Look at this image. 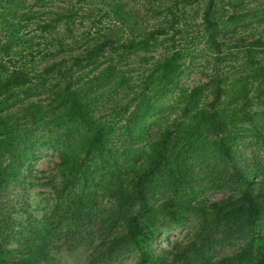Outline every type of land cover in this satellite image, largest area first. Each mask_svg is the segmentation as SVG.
<instances>
[{"label":"trees","instance_id":"obj_1","mask_svg":"<svg viewBox=\"0 0 264 264\" xmlns=\"http://www.w3.org/2000/svg\"><path fill=\"white\" fill-rule=\"evenodd\" d=\"M217 2L208 0L203 19L210 31L211 46L222 57L234 53L229 51L230 39L223 34L229 19L213 16ZM225 6L228 11V3ZM166 31L164 23L154 24L144 33L145 49L166 35ZM134 38L126 41L123 49L133 47ZM106 40L97 48L88 47L87 54L85 46L72 55L71 65L61 74L63 83L54 86L45 81V77L52 75L54 64L47 66L43 74L34 73L36 78L42 76L38 80L43 82L44 93H48L49 106L54 107L48 112L35 100L23 101L15 112L9 108L10 102H17L19 89L35 80L30 71L8 72L0 82V264H38L40 259L52 256L50 248L46 252L42 248L32 252L33 257L40 259H13L27 246L5 245L17 222L13 217L16 209L2 203L9 187L24 183V170L32 173L34 161L46 149L57 151L64 187L79 195L68 197L67 205L63 204V195H59L56 208L61 205L66 208L64 217L68 222L63 232L53 235L63 237L66 231L79 234V239L86 229L91 232L96 217L99 228L114 232L113 236L105 234L100 244L104 248L94 251L91 264L120 261L135 253L138 255L135 264H264V167L242 166L237 153L238 146L247 138L251 139L250 145L264 149V65L255 66L253 80L239 77L223 86V77H213L208 85L181 94L178 102L183 112L152 143L153 154L143 157L130 153L133 160H124L121 158L124 149L113 137L115 129L93 115V106L86 102V84L76 79L78 74L84 76L88 65L100 63L96 60L99 52L95 50L108 48L115 58L121 54L122 42L114 34ZM248 51V61L255 64L257 53L253 48ZM86 55L90 58L87 64ZM178 63L175 55L162 57L164 72L154 90L165 92L177 81ZM254 83L258 88L251 93ZM204 88L213 89L211 108L199 104ZM158 107H154L155 113L159 112ZM34 111L43 115L35 116ZM114 173L121 187L108 191L113 204L99 210L86 206V187L96 186L93 191L96 193L105 185L103 178ZM209 174L211 180L205 183ZM211 188L227 193L211 203L206 198L200 199L202 190ZM160 198L164 201L156 206ZM195 220L197 226L185 243L171 249L156 245L163 225L180 229L190 227ZM239 243L233 254L219 253L221 247Z\"/></svg>","mask_w":264,"mask_h":264},{"label":"rangeland","instance_id":"obj_2","mask_svg":"<svg viewBox=\"0 0 264 264\" xmlns=\"http://www.w3.org/2000/svg\"><path fill=\"white\" fill-rule=\"evenodd\" d=\"M208 7V0H0V82L4 75L15 70L30 71L35 79L19 89L17 102H10L9 108L15 112L23 101L35 100L42 103L43 111L53 109L49 106L50 98L46 97L48 93H44L43 82L38 80L42 76L36 78V75L43 74L47 66L54 64L52 75L44 76L45 81L54 86L63 83L61 74L71 65L72 55L85 46L87 54L88 47L97 48L114 34L115 39L122 42L121 54L115 58L108 48L95 50L99 52L96 60L100 63L88 65L84 76L78 74L76 79L86 84V102L93 106V115L115 129L113 137L124 149L121 158L133 160L130 153L148 157L153 154L152 143L183 112L178 102L181 94L196 86L208 85L213 77H223V86L239 77L253 80L255 66L264 65V0H218L213 16L229 19L223 34L230 39L229 51L234 53L222 57L212 48L210 31L204 23ZM160 22L166 26V35L145 49L144 33ZM132 38L135 39L133 47L123 49ZM250 48L257 53L255 64L248 61ZM167 54L175 55L180 70L177 81L167 91L157 92L153 88L161 81L164 71L160 62ZM89 59L86 55V64ZM251 88L253 93L258 85L254 83ZM204 90L199 104L211 108L213 89ZM155 106H159L157 113ZM34 112L35 116L43 115L40 111ZM26 114L30 116V112ZM45 132L41 131V135ZM143 134L144 137H140ZM244 141L238 146L239 163L242 166L258 164L262 169L264 149L250 145V138ZM59 164L57 151H42L34 161L32 173L27 168L24 170V183L12 184L3 196L2 203L16 209L13 217L17 222L5 245L27 246L13 259H40L33 257L32 252L42 248L46 252L50 248L52 256L40 259L38 264H91L94 251L104 248L100 244L105 234L114 235L112 230L99 228L97 217L90 227L91 232L86 229V234L79 239V234L66 231L63 237L53 235L63 232L68 222L64 217L66 208L62 205L56 208L59 195H63L66 205L68 197H79L77 192L64 187ZM210 176H205V183H209ZM103 181L105 185L96 193H93L96 186L86 187V206L99 210L113 204L108 191L120 189V179L114 173ZM202 192H199L200 199L206 198L209 203L227 193L213 188ZM163 201L160 198L155 205ZM196 226V220L190 227L180 229L163 225V232L155 243L164 249L176 248L187 241ZM239 246L240 243L221 247L219 253L233 254ZM137 256V253L126 255L120 261L105 260L102 264H135Z\"/></svg>","mask_w":264,"mask_h":264}]
</instances>
